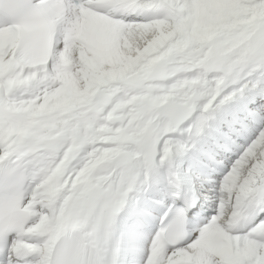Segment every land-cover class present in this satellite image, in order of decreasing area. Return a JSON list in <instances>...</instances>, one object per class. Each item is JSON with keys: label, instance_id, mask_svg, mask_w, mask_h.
Here are the masks:
<instances>
[{"label": "snow or ice", "instance_id": "obj_1", "mask_svg": "<svg viewBox=\"0 0 264 264\" xmlns=\"http://www.w3.org/2000/svg\"><path fill=\"white\" fill-rule=\"evenodd\" d=\"M0 264H264V0H0Z\"/></svg>", "mask_w": 264, "mask_h": 264}, {"label": "bare ground", "instance_id": "obj_2", "mask_svg": "<svg viewBox=\"0 0 264 264\" xmlns=\"http://www.w3.org/2000/svg\"><path fill=\"white\" fill-rule=\"evenodd\" d=\"M222 173L216 172L212 174L213 179H219V176ZM211 185L205 184L203 188H200L199 185H196L197 192L202 194L201 198L196 201L197 205H203V207H197L196 210H200L203 214L206 215V219L209 218L211 215L214 214L216 210V202L214 200H210L207 203L204 202L203 200V195H207L209 197L213 196L214 193L210 191ZM192 211V210H191ZM193 212V211H192Z\"/></svg>", "mask_w": 264, "mask_h": 264}]
</instances>
